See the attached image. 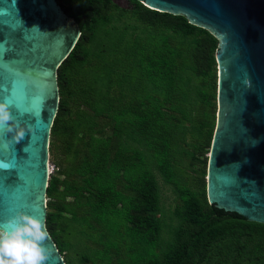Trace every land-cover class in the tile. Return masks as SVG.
Instances as JSON below:
<instances>
[{
	"label": "trees",
	"instance_id": "obj_1",
	"mask_svg": "<svg viewBox=\"0 0 264 264\" xmlns=\"http://www.w3.org/2000/svg\"><path fill=\"white\" fill-rule=\"evenodd\" d=\"M58 2L81 29L49 147L46 225L66 263L264 264V223L208 199L219 36L142 0ZM154 167L178 199L168 239Z\"/></svg>",
	"mask_w": 264,
	"mask_h": 264
},
{
	"label": "water",
	"instance_id": "obj_2",
	"mask_svg": "<svg viewBox=\"0 0 264 264\" xmlns=\"http://www.w3.org/2000/svg\"><path fill=\"white\" fill-rule=\"evenodd\" d=\"M185 14L220 38L209 202L264 223V0H142ZM81 29L58 0H0V101L26 135L0 127V222L17 211L47 220L49 147L60 101L57 70ZM47 226V225H46ZM49 231V230H48ZM50 233V232H49ZM47 264H67L50 234Z\"/></svg>",
	"mask_w": 264,
	"mask_h": 264
},
{
	"label": "clouds",
	"instance_id": "obj_3",
	"mask_svg": "<svg viewBox=\"0 0 264 264\" xmlns=\"http://www.w3.org/2000/svg\"><path fill=\"white\" fill-rule=\"evenodd\" d=\"M0 127L14 133L16 143L26 135L7 100L0 101ZM0 166L7 167L3 162ZM49 238L43 218L26 211L13 213L0 222V264H47L50 248L45 242Z\"/></svg>",
	"mask_w": 264,
	"mask_h": 264
},
{
	"label": "rangeland",
	"instance_id": "obj_4",
	"mask_svg": "<svg viewBox=\"0 0 264 264\" xmlns=\"http://www.w3.org/2000/svg\"><path fill=\"white\" fill-rule=\"evenodd\" d=\"M115 1L122 7H131L133 5V0H115ZM137 23L138 22H135L134 20H123V21L119 22L117 25L122 27L124 24L134 25ZM111 40H113L112 41L113 43H111L110 49L112 52H114L115 47H116L115 42H114L115 36H114V38L112 37ZM196 84H199V82L194 81L191 83L192 86H194ZM217 107H218V100H217ZM49 162H50V167L54 166V161H52L50 149H49ZM54 168H55V166H54ZM154 171H155L157 178H158V181L160 183L161 194H162L163 219L165 222L163 235L166 239H168V238H170V230H171L172 226H174L176 224L175 218L172 219V214H173L172 211H173L178 199H177L176 193L173 191L172 185L166 183L163 180L160 173L156 170L155 167H154ZM183 174H186V172H184ZM50 176H51V174H50ZM46 200H48V197ZM47 210H48V208H47ZM78 263H79V261H76V264H78ZM84 264H87V263H84Z\"/></svg>",
	"mask_w": 264,
	"mask_h": 264
},
{
	"label": "bare ground",
	"instance_id": "obj_5",
	"mask_svg": "<svg viewBox=\"0 0 264 264\" xmlns=\"http://www.w3.org/2000/svg\"><path fill=\"white\" fill-rule=\"evenodd\" d=\"M48 168H49V175H50L51 174L50 162H48Z\"/></svg>",
	"mask_w": 264,
	"mask_h": 264
},
{
	"label": "built area",
	"instance_id": "obj_6",
	"mask_svg": "<svg viewBox=\"0 0 264 264\" xmlns=\"http://www.w3.org/2000/svg\"><path fill=\"white\" fill-rule=\"evenodd\" d=\"M54 169H55L54 166H51V173L54 171Z\"/></svg>",
	"mask_w": 264,
	"mask_h": 264
}]
</instances>
